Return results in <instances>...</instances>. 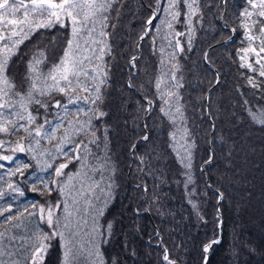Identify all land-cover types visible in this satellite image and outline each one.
Returning a JSON list of instances; mask_svg holds the SVG:
<instances>
[{
  "label": "trees",
  "instance_id": "trees-1",
  "mask_svg": "<svg viewBox=\"0 0 264 264\" xmlns=\"http://www.w3.org/2000/svg\"><path fill=\"white\" fill-rule=\"evenodd\" d=\"M140 1L142 5H138L140 7L138 13L143 28L139 33L137 31L135 42L138 51L133 56L135 58L140 56L136 61L138 64L142 55L141 44L147 40L148 51L143 58L152 66L151 93L155 102L153 109L158 113L164 126L161 143L165 141L166 150L172 157L171 186L161 190L169 191L167 194L173 195L176 189L186 208L179 212L175 227L186 228L187 225L190 227V219L194 218L196 222L198 220L199 228H203L199 216L202 210L198 184L204 175V171H200L201 163L211 156L205 175L212 189L220 188L225 197L220 204L223 239L211 248L208 264H224L222 258L228 251L231 238H235L233 233L247 242H254L257 245L256 252L264 259V123L261 122L264 120V77H260L258 71L242 67V64L247 62L258 69L259 66L254 63L255 59H260L261 63H264V52H259V35L256 27L252 26V21L257 19L255 12L247 4V0H228L227 3H222V0H195L193 4L195 12L191 14V23H189V10L185 0H173V7L169 12L164 11L169 8L168 0H152L153 7L143 0ZM110 2L111 7L104 13L107 19L103 26L99 23L100 17H97L98 23L92 39L100 41L102 37L99 36V32L103 30L107 33L106 44L111 51L105 49L102 60L94 56L92 64L85 65L90 73L93 67L102 65V70L106 71L108 76L102 108L107 115L102 120L92 121L98 139L95 144L88 145L90 155L86 161L87 166L82 168L81 163L75 159L69 163L68 158L76 151L83 159V145L74 151L70 149L73 144H79L81 141L87 143L91 139L90 133L76 134V128L78 121L83 122L87 119L84 112H87L92 105L84 101L67 104L68 98L63 93H53L51 98L43 99V102L49 105L47 110L40 108L37 113L38 106L34 104L30 106L33 115L46 116L53 124L62 122V127L51 140L41 138L39 145L32 142V151L18 153L12 151L15 142L27 137V133L19 129L13 135L0 134V139L11 142L0 148V155L13 156L11 161L0 160V164L4 165L0 168V192L3 193V196H0V212H3V215H0V233L3 234L0 235V261H3V264H29L28 249L32 243H35L33 233L37 224L43 232H49V227L44 221H37L35 216H29L30 212L37 211L31 205L34 203L44 205L47 209L49 204L54 206L65 199V194L69 191L71 197L77 200L74 207L79 208L81 215L88 220V224L82 226L76 237L77 249L73 264H99L97 258L90 255L92 247L89 244V230L94 209L85 204V199L89 200L91 205L103 207L104 214L98 217L100 225L106 227L109 222L112 223L111 238L100 247L104 264H112L113 261L115 264H120L116 257V260L113 258L116 248L112 245V240L126 236L128 224L134 226L137 217L145 216L148 220L151 216L150 213L142 212L141 197L139 195L135 197L131 193L132 184H136L134 177L136 175L128 167L132 159L129 146L135 142L137 135L135 125L129 123L131 114L126 105L130 95L126 83L129 74L127 70L130 69L132 74L133 69L125 62L122 50L125 47L124 39L129 42L127 31L132 27L131 24L135 23L133 14L137 6L132 0H110ZM187 3L192 4L193 0H187ZM245 8L253 11L252 17L245 19L242 16ZM175 12L179 15L173 19L171 13ZM152 16L154 18L150 19ZM9 18L20 19L21 16L18 13L15 17ZM149 20H151L149 32L143 36L147 31ZM69 24L70 22L65 19L63 25L54 24L51 28L36 29L29 34L23 44L18 46L7 64V76L15 85V89L4 96V100L18 103L15 94L19 93L23 96L27 92L28 64L34 53L43 51L47 57L44 64L49 67L59 62L70 36ZM242 24H248L252 29L251 33L243 28ZM0 28L4 29L7 35L11 26L0 23ZM232 30L234 36L228 41L227 38L231 36ZM249 34L257 36L251 47L256 48L259 56L251 52H242V49L250 47L247 41ZM141 36L143 39L140 38ZM84 39L88 37L85 35L82 38V46ZM8 44L12 47L11 42ZM2 46L3 42H0V47ZM92 47L96 48V56H99V48L103 45L97 43ZM214 48L219 49L220 52L216 53L219 64L210 66L206 60L214 74V78L207 80L203 78L202 72H207V68L203 66L201 51L212 52ZM241 55L246 57L245 61H241ZM17 59L23 60L21 66L17 67L16 61H19ZM41 68L44 72L48 71L44 65H41ZM214 68L221 74L215 86L217 73ZM199 73L202 74L198 75ZM173 74L175 80L170 79ZM248 78H251L256 86L249 84ZM157 80L162 81L159 90L156 88ZM211 87L214 89L209 92ZM168 91L179 97L178 103L175 96L166 95ZM214 91H218L217 101L209 117L207 109L205 110L203 94L209 92L212 96ZM162 92L165 93L164 99H161ZM77 94L90 95L80 91ZM56 100H59L61 105L67 104V114L63 108L53 106ZM177 106L181 109L183 119L176 114ZM162 108L164 111H161ZM9 111L12 110H4V116L17 120L15 115H8ZM169 111L171 115L168 114ZM36 123H42V120L38 119ZM65 129L68 130L67 133ZM105 129H107L106 140ZM185 129H187L186 133ZM66 135L69 137L68 140H64ZM210 137L211 143L208 144ZM62 140L64 143L61 147L68 156H61L56 151V146L61 144ZM146 141L140 140L135 143L139 146ZM23 143L27 148L29 140L24 139ZM187 145H192L190 169H186L181 163ZM45 162L51 163L53 167L42 170L45 168ZM59 163H68V167L63 169L65 175L56 178L58 182L52 184L51 180L54 178L52 173ZM18 164L30 165L27 169H22L23 176L18 172L15 175L11 174L16 172ZM101 164L104 167L101 168ZM78 172L79 175H75ZM127 172H129L128 179H124L123 174L126 176ZM68 174H72L73 179L69 188L65 189V194H61L59 186L67 181ZM188 174L191 175L190 182L187 179ZM37 177L49 182V187L53 190L49 192L45 189L44 185L37 181ZM9 184L19 188L23 195L20 191L10 189ZM34 184L36 191L32 190ZM109 192L111 198L104 205V199ZM168 195L165 196V202L169 206H174ZM214 200L215 195L211 193L210 204H214ZM68 203L72 207L71 198H68ZM5 208H9L10 211L4 212ZM173 210L176 209L173 208L171 211ZM9 216H15L16 219L7 220ZM203 233L197 231L193 236L195 241L202 242ZM62 243L59 237L51 240L43 264H62ZM244 253L250 256L249 264L258 263L256 261L259 258L254 257L250 252Z\"/></svg>",
  "mask_w": 264,
  "mask_h": 264
},
{
  "label": "snow or ice",
  "instance_id": "snow-or-ice-1",
  "mask_svg": "<svg viewBox=\"0 0 264 264\" xmlns=\"http://www.w3.org/2000/svg\"><path fill=\"white\" fill-rule=\"evenodd\" d=\"M169 8L164 9L165 12H169V9L173 7V0H168ZM186 7L189 10V23H191L190 16L195 12L193 4L187 3L185 0ZM247 4L254 10L256 18L252 21V26L256 27L259 35V52H264V0H247ZM111 7L110 0H103V2H97V0H0V23H6L10 25L11 28L8 34H5V30L0 28V42H3V46L0 47V134L4 135H13L19 129H23L27 133V137H22L20 140L15 142V147L12 149L13 152L25 153L32 151L33 143L39 145L41 138H47L51 140L55 137V134L59 128L62 127V122H57L53 124L52 121H49L46 116L40 117L39 115H33L30 110L31 105H37L36 112L39 113V109L43 108L47 110L49 105L43 102L44 98H51L53 93H63L67 96V104H77L81 101L87 102L92 107L88 109L87 112H84V115L87 119L83 122H77L78 127L76 128V134L81 132H87L91 134V139L87 143L81 141L79 144H73L70 151L79 149L83 145V159H81V154L74 151V155L68 158V162L71 163L73 159L81 163V167H86V161L90 155L89 144H95L97 141L96 130L92 123L93 120H102L107 113L102 110L104 105V90L107 88L108 76L107 72L102 70V65H96L92 68L91 73L87 70L85 65H91L93 57L96 59L102 60L103 55L105 54V49L108 52L111 49L106 44L107 33L103 30L99 32V36L102 37L100 41L92 39V35L95 31L96 25L98 23L97 17H100L99 23L101 26L106 21V16L104 13L107 9ZM20 14V19H11L9 17H15L17 14ZM173 19L179 15L178 12L171 13ZM242 16L246 19L253 16V11H249L247 8L244 9ZM43 18V19H41ZM154 18V17H153ZM67 19L70 24V36L67 39L66 47L63 52V56L60 57L57 64L48 65L44 64V61L47 59L46 54L43 51L34 53L31 61L28 64V88L27 92L21 96L19 93L15 95L18 98V103H13L11 100H4L3 97L7 96L10 91H14L15 85L7 76V64L8 59L11 55L14 54L15 50L18 49L20 44H23L26 39H28L29 34L40 28H51L54 24L63 25L64 20ZM151 24V20L147 22ZM169 27L171 24L169 23ZM242 27L247 29L251 33L252 29L248 24H242ZM19 29V31H17ZM27 29V31H25ZM148 32L145 31L144 35H147ZM87 36L88 39H84L83 46L81 40L84 36ZM16 39H13V38ZM143 39V36L140 37ZM257 40L256 35H247V41L250 45L249 48L242 49L244 53H254L256 56H259V52L256 51V48L251 47V43ZM8 42H11L12 47H9ZM97 43L103 45L99 48V56H96V48L92 47ZM181 50H183L181 48ZM135 57H132V61H135ZM241 61H245L246 57L244 55L240 56ZM254 63L258 65V69L253 68L252 63H243L242 67H247L253 71H258L260 77H264V63H261L260 59H255ZM41 65L48 68L47 72H44L41 68ZM83 78V79H82ZM170 79L175 80V75L173 74ZM161 80H157L156 88L159 90L161 88ZM248 83L254 84V81L251 78H248ZM178 86V85H177ZM87 92L90 95H78L77 92ZM165 93H161V99H164ZM169 97H176L177 103L179 97L176 96L172 91L166 93ZM39 97V98H38ZM148 109H151L152 102L148 101ZM167 104V101H165ZM67 104L61 105L59 100H56L53 105L56 108H63L67 114L68 108ZM4 110L9 111L8 115H15L18 119L13 120L4 116ZM80 111H84L80 109ZM161 111H164L162 108ZM91 113V115H89ZM171 115V112L168 113ZM176 114L180 115L183 119V114L179 106L176 107ZM38 119L42 120V123L37 124ZM20 121H24L21 123ZM264 123V120H261ZM71 123V122H69ZM65 129V133H67ZM187 129H185V133ZM104 138L107 139V129L104 130ZM24 139H28V147H25L23 143ZM69 137L66 135L64 140H68ZM147 139V136L144 137ZM6 143H11L10 141H5L0 139V148H3ZM64 141H61V144L56 146V151L61 156H68V153L63 151L61 145ZM192 145H187L185 148V156L182 158L181 163L186 169L191 168V149ZM35 159V157H33ZM0 160L11 161L13 156L0 155ZM55 160V157H53ZM37 163H40L37 161ZM4 165L0 164V168H3ZM30 167L29 164H18L16 172L11 173L15 175L17 172L21 176L24 175L22 169H27ZM51 163L45 162V168H52ZM68 167V163H59L53 170L52 176L54 177L51 180L52 184H56L58 181L56 178L64 176L65 173L63 169ZM104 167V165H100ZM34 175V173H33ZM75 175H79V172ZM37 181L44 185V188L51 192L53 189L49 187V182L43 181L40 177L36 178ZM73 179L72 174H68L67 181L64 184L59 186V192L65 194V189L69 188L71 181ZM188 181H191V175L187 176ZM187 186V185H185ZM8 187L13 191H20L19 188H14L12 184H9ZM111 185H109V188ZM33 191H36L35 184L33 185ZM20 194L23 195V192L20 191ZM0 196H3V193L0 192ZM65 199L58 202L56 205L49 204L47 209L44 205L32 204L31 207L37 209L36 212H30L29 216H35L37 221H44V223L49 227V232H43L37 224L36 231L33 233L35 238V243H32L29 251L28 261L29 264H43L45 254L50 246L52 239L59 237L62 240V264H73L74 257L76 254L77 245L75 243L76 237L79 235L83 225L88 224V220L84 219L81 215L80 209L75 208L77 200L74 197H71V191L65 194ZM68 198L72 199V207L68 203ZM111 198L110 192L107 197L104 199V205L107 204V200ZM63 204V208H61ZM85 204L90 208L94 209V215L91 216V228L89 230V244L92 247V252L90 255H94L99 264H104L103 256L100 251L102 244L108 242L111 238L112 233V223L109 222L107 226L99 224L98 217L103 216L104 211L103 207L91 205V202L85 199ZM10 211L9 208H5L4 212ZM27 211V209H25ZM60 212L62 214L58 215ZM0 215H3V212H0ZM7 220L16 219L15 216H9ZM0 235H3L0 233ZM220 241L218 238H213L208 241L203 246V252L207 254L213 245L218 244ZM160 247L164 250V255L162 257L163 261L166 264H177L176 260L170 259L168 255V249L161 242ZM207 261V255H205V264ZM0 264H3V261H0ZM115 264V261L113 262Z\"/></svg>",
  "mask_w": 264,
  "mask_h": 264
},
{
  "label": "rangeland",
  "instance_id": "rangeland-1",
  "mask_svg": "<svg viewBox=\"0 0 264 264\" xmlns=\"http://www.w3.org/2000/svg\"><path fill=\"white\" fill-rule=\"evenodd\" d=\"M143 1L153 7L152 0ZM132 2L137 6L136 12L133 14V20H135L133 22L135 23H132V27H129L127 31L129 34V42H126L124 39L125 47L122 50L125 62L128 63L131 69H133L132 74H130V69L127 70V73L129 74L127 75L126 83L130 95L129 98H127L126 105L131 114V121L129 123L135 125V133L137 135L135 142L140 140L147 141L141 143L139 146H137L135 142V144L133 143L129 146V152L132 155V159L131 162L128 163V167L133 174L136 175L134 176L136 184H132L131 193L135 197L138 195L141 197L140 208H143L142 212L150 213L151 216L148 220L145 219V216L137 217L134 226L128 224L126 228V236H120L117 239L115 238L114 241L112 240L111 243H113L112 245H115L116 248L113 253V258L115 260L117 258L120 264H166L162 259L164 255V250L160 247L162 242L168 249L169 258L176 260L177 264H205V255H210L211 249L205 254L203 252V246L213 238H218L220 242L223 239V217L220 204L225 195L223 196L220 188H216V190L212 189L211 183L205 175L207 166H209L211 161V156H209V158L201 163L200 171H204V175L198 184V191L200 194L199 201L202 210L199 213V216L203 228H199L200 225L198 224V220L196 222L194 218L190 219V227L188 225L186 228L175 227L179 212L184 211L186 208L176 189L175 193H172L174 196L168 195L167 193H169V191L161 190L164 187L171 186V175L173 174L172 157L168 150H166L165 141L161 143L164 126L158 113L153 109L155 108V102L152 99L153 96L151 93L152 66L145 58H143V56L145 57L147 55L148 51L147 40L144 42L142 41L143 43L141 44L142 59L140 58L138 64L136 61L140 56L136 58L134 62L132 61V57H134V54L138 51L135 42L136 34H138L143 28L138 13V10H140L138 5H142V2L140 0H132ZM227 2L228 0H222V3ZM231 32L233 33L227 38L228 41L234 36V30ZM217 52L220 53L219 49L215 48L212 52L210 50L201 51L203 66L207 68V72H202L203 78L205 77L207 80L214 78V74L210 70L206 60L210 63V66H215V64L218 65L219 57L216 54ZM17 60H19L18 62L16 61V63H18L17 67L21 66L23 60ZM202 73H199L198 75ZM219 80L220 79H216L214 86ZM212 88L213 87L209 89V92ZM135 90L139 93H136ZM209 92L203 94L204 103L206 104V108H203H205V110L207 109L208 112H211L217 101L218 91H214L212 96ZM148 101L152 102L151 109H153V112H151V109L146 111V109H148ZM202 111L204 113V109H202ZM210 116L211 115H209V117ZM145 136H147V139H144ZM209 143H211V137L209 138L208 144ZM128 175L129 172H127L126 176L123 174L124 179H128ZM142 193L143 196H141ZM211 193L215 195L214 204H210ZM220 193L223 196L221 199ZM166 195H168L169 198L171 197L170 199L175 204L174 206H169L168 203L165 202ZM173 208L176 210L171 211ZM138 211L139 210H137V212ZM142 212H139V214ZM197 231L204 232L202 242L195 241V238L193 237ZM233 236L235 238L233 239V237H230L231 240L228 246V251L222 258L224 264H249L250 256L245 254V251L250 252L254 257L259 258L258 261H256L258 263L254 264H264L262 255L256 252L257 245L254 242H247L243 238L236 237L234 233ZM208 260L209 256H207L206 264H208Z\"/></svg>",
  "mask_w": 264,
  "mask_h": 264
},
{
  "label": "water",
  "instance_id": "water-1",
  "mask_svg": "<svg viewBox=\"0 0 264 264\" xmlns=\"http://www.w3.org/2000/svg\"><path fill=\"white\" fill-rule=\"evenodd\" d=\"M215 69V68H214ZM215 71H216V73H217V79H220V77H221V74H220V72L217 70V69H215ZM208 114L210 115V112H208ZM221 194V193H220ZM223 196H222V194H221V196H220V199L222 198ZM207 256H209V254H207Z\"/></svg>",
  "mask_w": 264,
  "mask_h": 264
},
{
  "label": "bare ground",
  "instance_id": "bare-ground-1",
  "mask_svg": "<svg viewBox=\"0 0 264 264\" xmlns=\"http://www.w3.org/2000/svg\"><path fill=\"white\" fill-rule=\"evenodd\" d=\"M154 16H152L150 19H152ZM150 26H151V24L150 25H148V28H147V32H149V29H150ZM233 33V32H232ZM143 36H145V35H143ZM231 40V39H230ZM208 64H209V62H207ZM210 65V64H209Z\"/></svg>",
  "mask_w": 264,
  "mask_h": 264
}]
</instances>
